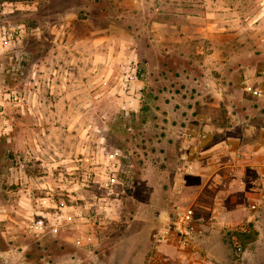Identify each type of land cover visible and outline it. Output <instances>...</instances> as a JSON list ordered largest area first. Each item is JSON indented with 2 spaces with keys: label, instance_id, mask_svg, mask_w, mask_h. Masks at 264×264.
Instances as JSON below:
<instances>
[{
  "label": "rangeland",
  "instance_id": "obj_1",
  "mask_svg": "<svg viewBox=\"0 0 264 264\" xmlns=\"http://www.w3.org/2000/svg\"><path fill=\"white\" fill-rule=\"evenodd\" d=\"M209 13H214V17L224 24L233 25L239 35L259 38L257 45L248 41L241 47L264 53V0H0V28L24 29L14 44H0V86H8L2 90L3 97L9 102L7 107L0 104V115L6 118L0 120V136L7 137L3 138L4 143L0 141V264H6L4 251L9 249L12 251L8 260L10 264H16L17 248L24 240L22 236H16L25 232L23 206L17 201L18 187L24 179L22 166H27L25 179L62 182L66 178L79 186L83 183L90 191L91 212L96 210V195L103 196L104 210L110 217V223L104 229L106 238L118 242L128 233L142 232L144 234L139 238L142 242L147 241L148 256L156 243L159 255L163 249L170 260L179 258L184 262L190 259L192 263L199 261L198 264H264V218L235 227L209 229L206 237L196 231L195 219L191 246H180L173 234L167 235V230L171 228L176 211L192 205L167 204L164 194L151 184L160 175L148 171V164L154 163V158L164 157L163 154L169 160H175L176 144L161 139L176 132L178 99L183 94L186 101H191L202 94L189 89L184 93L177 92L178 87L186 85L180 71H186L188 65L181 66L186 61H181L174 53L176 51L161 49L155 40L163 39H154L150 26L154 22L179 25L186 22L188 18L184 16L190 14L196 16V22L187 25L192 34L196 25L204 24ZM53 24L65 25L62 41L66 45L56 47L52 42L54 50L48 41ZM36 31L48 37V42L43 40V44H39ZM175 33L178 34L175 31L166 36L177 38ZM201 44L205 48L210 46L202 42L199 46ZM189 48L186 45L184 51ZM236 48L239 47L233 51ZM52 51L77 57V67L87 65L91 69L98 66V70L90 71V74L102 73L99 84L95 82L94 87L105 92L99 96L96 105H85L82 102L85 101L84 92L75 91L81 88L82 82L73 77L74 100L67 102L65 108L62 104L52 106L44 102L40 106L45 115L41 124L35 118L36 106L26 108L22 114L17 104V88L22 82L31 86L35 69L41 67L36 66L34 60L45 53L47 60ZM101 52L111 54L106 59L109 60H105V66L96 59L99 57L96 54ZM84 57L88 60L84 61ZM128 59L136 65L137 81L133 91L123 93L117 82L123 63ZM45 64L46 71L50 64ZM102 65L101 70L99 66ZM200 67V64L194 66L195 73L199 74ZM102 79L106 82L102 83ZM12 93L17 95L16 99L8 98ZM18 133L31 137L23 146L25 151L19 150ZM33 147L51 155H34L38 151H32ZM116 149L120 150L117 159L110 158ZM4 150L10 152L11 157L2 161ZM114 161L112 172L117 177V184L108 196L100 188L101 172ZM66 165L72 168L68 169ZM162 165L166 166V163ZM33 168L36 170L32 171ZM171 173L173 176V166ZM168 178L170 176L164 175L161 181H168ZM153 233L158 237L156 240ZM28 236L24 235L28 245L26 258L31 261L58 251L54 245L51 252H41L31 234ZM91 250H78L81 264H94L95 260H90ZM161 260L160 256L159 262Z\"/></svg>",
  "mask_w": 264,
  "mask_h": 264
},
{
  "label": "crops",
  "instance_id": "obj_2",
  "mask_svg": "<svg viewBox=\"0 0 264 264\" xmlns=\"http://www.w3.org/2000/svg\"><path fill=\"white\" fill-rule=\"evenodd\" d=\"M184 17L188 18L187 21L179 25L154 22L150 31L154 39H163L155 40L162 50L176 51L174 53L178 58L186 61L181 66L188 65L185 67L186 71H180L186 79V85L178 87L177 92L184 93L189 89L202 94L191 101H186L183 94L178 99L180 109L175 119L176 132L161 139L171 140L176 144L175 160H169L162 153L164 157L159 160L154 158V163L148 164V171L161 177L170 176L168 181H161L159 176L151 184L164 194L167 204L173 203L179 207L191 204L194 209L193 223L197 219L196 231L206 237L209 229L230 228L239 223L246 224L251 220L264 218V53L258 49L242 48L241 45L248 41L257 45L259 38L239 35L233 25L224 24L214 17V13H209L203 25H196L192 34H189L187 25L196 22V16L186 14ZM64 26L51 25L50 40L42 36L41 31L35 32V38L39 44L48 39L53 50L55 47L52 42L56 47L66 46L62 41ZM175 31L178 32L175 33L177 38L169 39L166 36ZM199 42L210 46H199ZM186 45L190 47L188 51H184ZM235 47L239 48L233 51ZM102 53L96 54L99 56L96 59L101 60L105 66V60L111 54ZM45 54L34 60V63L37 62L36 66L41 67L35 69L31 86L25 82L18 84L17 104L22 114H25L26 108L36 106L38 112L35 118L42 124L45 115L40 106L44 102L45 105L52 106L62 104L65 108L67 102L74 100L71 84L73 77L80 78L82 82L81 88L75 91L84 92L83 104L99 103V96L105 91L96 89L94 85L95 82L99 84L102 73H95L96 77L90 74L98 66L91 69L87 65L77 67V57L53 51L48 53L49 58L46 60ZM87 60L84 57V61ZM47 62L50 66L45 71ZM196 64L201 66L199 74L194 70ZM103 65L99 66L101 70ZM104 81L102 79V83ZM4 86L6 85L1 84L0 90ZM3 92L4 90L0 92V104L7 107L9 102L3 97ZM4 119L6 118L0 115V120ZM17 135L19 150L25 151L23 146L31 137L25 133ZM3 137L7 139L5 135ZM34 137L35 135V140ZM32 151H38L34 155L40 157L50 154L35 147ZM63 152L66 153L64 150ZM22 167L24 179L18 187L17 201L23 206L25 232L16 236H22L26 240L30 237L28 234H31L39 251L51 252L54 245L58 251L53 255L43 254L38 260L31 261L26 258L28 245L21 238L16 264H81V258L77 254L79 249H92L90 260H95L94 264H148L147 241L142 242L139 238L144 233H128L120 237L118 242L117 239L106 238V227L99 224L104 221V198L100 199V195H96V210L91 212L89 202L92 200H88L90 191L83 183L79 186L66 178L62 182L54 179H25L27 166ZM65 167L72 168L70 165ZM35 170L33 168L32 171ZM38 219H43L44 230L29 231L28 226ZM10 251L12 250L4 251L6 264H10ZM162 251L163 249L160 251L162 260L159 264L199 262L195 260L192 263L190 259L182 262L179 258L170 260ZM182 254L186 255L185 252Z\"/></svg>",
  "mask_w": 264,
  "mask_h": 264
},
{
  "label": "built area",
  "instance_id": "obj_3",
  "mask_svg": "<svg viewBox=\"0 0 264 264\" xmlns=\"http://www.w3.org/2000/svg\"><path fill=\"white\" fill-rule=\"evenodd\" d=\"M24 33L23 27L18 28H7V27H1L0 28V44L4 46H10L17 42L21 36ZM137 81V70L136 65L134 62H132L130 59L125 61L122 66V71L119 75L117 87L118 89L125 93V92H131L135 89V83ZM106 82V81H104ZM8 98L16 99L17 95L15 93H12V95H9ZM120 154V150L116 149L113 151L109 156L112 159H117L118 155ZM115 168V161L112 162L108 167H105L103 172H101V177L103 178L101 182L100 188L105 192L106 195L112 194L114 191V187L117 184V177L112 172V170ZM88 177V174H87ZM104 198L103 196H100V199ZM104 202L102 203L103 206ZM104 206L102 208L103 210V218H106V221L99 223L101 227H104L109 222V215L104 210ZM193 219H194V209L192 206H187L184 208H180L176 211L174 218L172 219L171 228L167 230L168 234H173L175 237L174 239L177 241V243L185 248H189L192 244L191 242V236H192V226H193ZM33 223H31L28 226V230L31 232L35 231H43L45 228V223L43 219L33 220ZM154 240H156V234L153 233ZM160 255L157 250V244L154 243L153 247L150 251V255L148 256V264H159Z\"/></svg>",
  "mask_w": 264,
  "mask_h": 264
},
{
  "label": "trees",
  "instance_id": "obj_4",
  "mask_svg": "<svg viewBox=\"0 0 264 264\" xmlns=\"http://www.w3.org/2000/svg\"><path fill=\"white\" fill-rule=\"evenodd\" d=\"M8 1H12V0H8ZM3 138H4L3 136H0V141L2 143L5 142ZM10 157H11V153L10 152H7L5 150L2 152V156H1V159H3L2 161H5V160H7Z\"/></svg>",
  "mask_w": 264,
  "mask_h": 264
}]
</instances>
